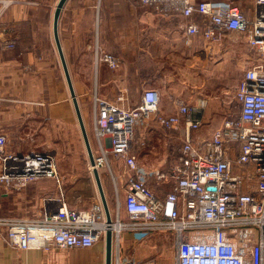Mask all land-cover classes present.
Listing matches in <instances>:
<instances>
[{
	"label": "built area",
	"instance_id": "obj_1",
	"mask_svg": "<svg viewBox=\"0 0 264 264\" xmlns=\"http://www.w3.org/2000/svg\"><path fill=\"white\" fill-rule=\"evenodd\" d=\"M140 5L163 16L184 21L186 42L199 37L210 48L226 33L243 36L255 50L252 65L237 84L234 100L239 112L225 118L209 138L195 142L201 109L181 100L172 101L173 113L160 115V94L143 90L131 109L94 96V132L99 150L88 171L111 167L119 169L124 194L122 210L129 222L114 229L116 245L124 231L142 237L165 235L175 245L173 264H264V0H254L251 16L226 0H139ZM3 47L14 43L4 39ZM96 61L115 71L120 61L99 54ZM155 118L168 132L184 131L176 161L167 168L142 165L134 154L137 125ZM6 138L0 134V186L17 192L39 180H52L54 189L44 193L41 217L17 219L0 217L7 243L17 250L50 252L84 251L104 238L107 224L102 206L92 207L89 220L69 207L51 151L21 154L6 151ZM111 160V161H110ZM159 193H162L161 195ZM116 200V203L118 201ZM114 222V221H112ZM115 264H137L117 250Z\"/></svg>",
	"mask_w": 264,
	"mask_h": 264
},
{
	"label": "crops",
	"instance_id": "obj_2",
	"mask_svg": "<svg viewBox=\"0 0 264 264\" xmlns=\"http://www.w3.org/2000/svg\"><path fill=\"white\" fill-rule=\"evenodd\" d=\"M4 1L6 0H0V21L5 19L6 25L9 27L5 30L0 29V134L6 138V151L21 154L47 148L51 146L50 143H65L68 135L67 128L71 127L72 122V103H69V91L67 93V82L55 45L53 27H14L25 20L26 16L23 13V7H13L11 10L3 11L1 4ZM17 1L18 3H23L22 1ZM200 1L203 0H192L194 3ZM226 1L239 7L247 17L251 16L254 0ZM65 10L67 16L72 19L70 21L71 36L69 40L67 39V42L63 41L61 30L58 27L57 35L59 36L58 40L76 100L81 95H84L86 88L83 90V83L92 85L93 92L98 97H108L111 102H116V97L122 94L126 99H130L133 102V104H125L127 108L128 106L133 108L139 102L140 96L147 86L156 89L159 94L163 91L165 94H171V92L182 94L186 88L193 85L191 84L193 81L191 76L193 74L191 75L190 70L186 72L183 70L182 72L185 73L186 79L177 80L176 82L168 74L165 75L168 78L159 81L162 82V86H156L155 77L170 71L171 75L177 78V74L172 69H177L179 59H183L184 56L186 64H192L196 55L206 58V54L199 44L202 43L199 37L192 38L189 43L186 42L183 19L158 14L152 9L141 6L139 0H77L73 7ZM80 23L86 24V27L82 30H80ZM92 34L93 37L95 36L94 43L99 45V48H103L119 59L120 67L117 70L112 71L106 65L98 67L95 64V55L90 51L88 42ZM224 38H226V35L223 36ZM4 39L15 40L14 47L5 49L2 42ZM244 44L249 48L246 43ZM54 47L57 51L62 73L57 64ZM84 55L89 58V63L87 64L89 71L85 76H82L77 69L81 67V60ZM199 65L201 69L206 68L205 62H201ZM191 67L187 66V68ZM55 72L56 78L53 80L52 74ZM195 81L197 80H194V83ZM195 86L199 90L204 89L206 82L202 80L199 85ZM165 87L166 89H164ZM135 93L138 94L137 99L133 100L132 94ZM197 96L196 94L189 100L191 104L197 103L195 107L200 106L201 102L203 103L202 99H206L205 95H199L203 98ZM205 99L204 107L200 110L202 125L198 131L191 133L192 140L195 142L206 140L222 124V121L212 123L208 117L206 118ZM172 113L173 106L171 101L166 105L160 104V115H171ZM170 133V135H166V139L163 141L165 145H169L174 138L179 140L184 131L182 129L180 132ZM206 133L209 135L206 136ZM95 144V154H97L99 145L96 136ZM143 148L144 145L137 146V149L134 148V154L138 161L141 164L156 161L155 159L158 155L149 149L145 150L149 156L144 159L142 155H144L145 151H141ZM95 154L93 153V158ZM167 158L168 156L165 154L162 159ZM76 163L75 158L64 155L63 161L62 159L58 160L57 170L60 173L59 175L62 176L64 173H68L69 167L75 166ZM79 163L81 164V160ZM88 164L90 162L87 155L84 166L88 167ZM112 166L116 167L111 161V170L109 169L108 171L113 182H115L116 179L118 180V174L115 175L113 173ZM97 172L102 187L103 183L100 176L103 170L99 169ZM91 175L90 177L84 172L83 176L80 177L79 173H75L70 180V184L63 189L69 207L78 211L85 220H89L91 215L93 216L92 207L96 204L102 206L105 218L93 173ZM36 182L17 192L4 191L0 186V217L26 220L41 217L44 205L42 184H34ZM121 182L120 187L122 186ZM82 183L84 184L82 185ZM102 192L111 221H116L117 219L121 222L128 221L124 211L123 214L127 219L124 216L121 217L120 214H115L113 219L114 207L115 204H118L115 201L116 189L112 191L108 187H103ZM159 194L161 195L162 193ZM123 196L124 194L119 195L121 208ZM118 226L119 224H117ZM124 232L126 233L122 232L119 237V248L115 245V250H119L122 257H126L129 261L143 264L140 262L143 255L147 258V249L144 245L136 251L138 246L135 248V245L141 244L143 240L147 241L151 236L142 237L131 232ZM114 239V232H112V245ZM163 239L165 238L163 237ZM131 240L133 241L132 248L135 249L133 254H131L132 252L129 251L130 248L128 247ZM101 242L104 244L102 257L105 264V235ZM60 251L62 250L43 252L40 250L14 249L7 243L4 230L0 229V264H53L52 259ZM63 252L71 253L77 259L82 255L77 254L78 251ZM78 261L77 264H97L99 262H96L95 259L91 260V263L90 261L85 263V261L82 262L80 257Z\"/></svg>",
	"mask_w": 264,
	"mask_h": 264
},
{
	"label": "rangeland",
	"instance_id": "obj_3",
	"mask_svg": "<svg viewBox=\"0 0 264 264\" xmlns=\"http://www.w3.org/2000/svg\"><path fill=\"white\" fill-rule=\"evenodd\" d=\"M23 3H18L17 0H6L4 1L1 6L3 7V11L11 10L13 7L22 8L25 17V20L22 22H19L17 26L14 27H35V28H45L49 27L52 28V19H53V12L54 8L57 4L58 0H19ZM77 0H68L66 5L64 6L63 10L61 11V14L64 13L60 19L58 20V29L61 30L63 41L67 42V39H70V28H71V20L67 16V12L65 9L69 7H73ZM6 20L3 19L0 21V29L5 30L7 29ZM84 27H86V24L80 23V30H82ZM96 28V26H95ZM68 30V31H67ZM67 31V32H66ZM226 38L222 39L220 43L212 45L210 48L204 47L203 43H199L200 46H202V50L206 54V58L204 56H197L194 58V62L187 63L186 64V58L184 56L183 59H179V64L177 66V69H172V71L177 74V78L174 75H171L170 71L168 73L157 75L155 77L156 80V86H162L163 79H167L168 77H165V75L168 74L171 78L174 79V82L177 80H185L186 75L182 71L190 70L192 83L190 87L186 88L184 93H172L171 94H165L164 91L160 94V104H167L172 102L173 100L179 99L185 104H190L192 107L197 106L196 104L189 103V100H191L194 95H198L197 97H202L199 95H205L206 96V118L208 117L212 123H218L219 121H224L225 118H234L237 116L239 112V105L234 100V94L237 87V84L244 76L245 71L247 68H249L252 65V61L255 58V50L249 49L245 46V41L243 36L235 34V33H226ZM59 38V36H58ZM91 39L88 41L90 45V51L93 52L95 55L94 61L95 64L98 65H106L104 63H98L96 61V51L95 49H100L103 54H110L103 48H99L95 42V36L90 37ZM10 42L16 43L15 40H12ZM243 45V46H241ZM247 45V44H246ZM248 46V45H247ZM249 47V46H248ZM204 48V49H203ZM202 51V52H203ZM54 54L56 56L57 64L59 67V70L62 73L61 65L57 56V51L54 47ZM112 55V53L110 54ZM46 56V54H45ZM206 59V60H205ZM185 61V62H184ZM205 62L206 68L201 69L199 66V63ZM89 63V58L85 55L82 57L81 60V67L78 70L79 73L82 74V76H85L89 68L87 67V64ZM107 66V65H106ZM187 66H192L191 68H187ZM176 67V66H175ZM58 70V69H57ZM178 71V72H177ZM52 74V79L54 80L56 76ZM58 76V74H57ZM81 78V77H79ZM194 80L195 81L194 83ZM206 82V87L199 90L197 86L201 81ZM195 84V85H194ZM73 86V85H72ZM84 95H81L78 100V106L80 109V113L82 116V120L84 123L86 135L88 138L89 146L91 153L95 154L96 150V144H95V132H94V104H93V98L94 96H97L95 92H93L92 85L88 83L82 84ZM160 88V87H159ZM197 88V89H196ZM146 89H154L149 88V86L146 87ZM166 89V87L164 88ZM74 90V89H73ZM156 90V89H155ZM87 91V92H86ZM68 93V89H67ZM137 93L132 94V99H137ZM76 96V95H75ZM119 96V95H118ZM117 96V97H118ZM173 96V97H172ZM69 97V103L71 104V97L68 93ZM117 97L116 102H111V100L104 97H101L102 99H106L108 102L111 103H117ZM100 98V97H99ZM171 98V100H170ZM203 98V97H202ZM204 99L203 102H204ZM201 100V101H202ZM200 101V100H199ZM198 102V101H197ZM133 104L130 99H126L124 104H119L120 106L131 109L132 106L126 107L125 104ZM194 103V102H193ZM160 107V106H159ZM72 122L71 127H68V135L65 143L61 144H54L50 143L51 146L45 147L44 149H41L39 151H51L54 154V158L56 160V165L58 166V160L62 159L64 155L72 156L76 159L77 163L75 166H70L68 173H64L62 176H60L62 187L64 189L65 186L70 184V180L75 173H79V176H83L84 172H86V175L92 176L91 173L86 171L87 166H84L86 164L87 159V152L86 148L84 146V142L81 138L79 126L77 123V119L75 117L73 104H72ZM210 125V124H209ZM212 125V124H211ZM209 127V126H207ZM206 127V128H207ZM208 129V128H207ZM206 129V130H207ZM171 133L165 130H162L156 123L155 118H150L147 122H143L142 124H139L135 128L134 132V139H133V145L134 148L137 149V146H143L144 148L141 149V151H145L146 149L153 150L157 156L155 159L156 161H149L150 163H143L147 167L152 168H167L169 167L172 162H174L175 159L178 157L179 149L181 146V138L178 140L177 138H174L171 140L172 142L169 145H165L163 141L166 139V135H170ZM209 134L206 133V136ZM177 137V136H176ZM94 150V152H93ZM168 156L167 159L164 158V155ZM96 156V154H95ZM144 159L148 158L149 154L144 153L142 155ZM139 157V156H138ZM81 160V164L79 161ZM142 164V165H143ZM85 170V171H84ZM100 170H103L101 173L100 179H102V189L104 188H110V190L115 191L117 187L120 186V179H116L115 182H113L110 172L108 171L109 168H102ZM111 170V167H110ZM113 173L115 175L119 174L120 171L117 167L112 166ZM89 173V174H88ZM60 174V173H59ZM103 176V177H102ZM111 179V180H110ZM42 184V193H50L54 189V182L52 180H39L34 184ZM84 183H82L83 185ZM36 186V185H35ZM38 186V185H37ZM38 190V189H37ZM115 193V192H114ZM117 200V196L115 198V201ZM118 204H115V210L113 211V219L115 218V214H120L121 217H125L123 214V210L121 208V199L119 198ZM127 219V217H125ZM129 220V219H128ZM117 221V220H116ZM114 221V222H116ZM129 222V221H126ZM125 223V222H124ZM126 233V232H123ZM122 234V233H121ZM120 234V235H121ZM165 235H153L148 239L147 241L141 242V244L135 245V248L137 247L136 251L139 250V247L144 246L146 247V256L143 255L142 260L140 263L143 264H172L175 259V245L173 244L172 240L166 239L164 237ZM162 237V238H161ZM163 237L166 239H163ZM102 241V240H101ZM98 242L95 244V246L89 250L84 251H78L77 254L80 255V259L82 262L85 261V263L91 260H95L96 262L99 261L97 264H104L103 263V257H102V250H103V242ZM130 242V243H129ZM129 251H131L133 254L135 249H133V241H129ZM116 243H113L112 247V264L116 263L115 253L117 252L115 250ZM125 245V244H124ZM125 248V247H124ZM145 253V252H144ZM78 257V259H79ZM77 257H75L73 254L65 253L62 251L58 252L56 256H54L53 264H77L79 262ZM95 262V261H94ZM87 264V263H86Z\"/></svg>",
	"mask_w": 264,
	"mask_h": 264
},
{
	"label": "water",
	"instance_id": "obj_4",
	"mask_svg": "<svg viewBox=\"0 0 264 264\" xmlns=\"http://www.w3.org/2000/svg\"><path fill=\"white\" fill-rule=\"evenodd\" d=\"M66 1L67 0H58L57 4L55 6L54 13H53V23H52L53 37L55 40V45H56V48H57V51L59 54V58L61 61V65H62V69H63L64 75H65V79L67 82V87H68V91H69L71 101L73 104V108L75 111L76 119H77V122H78V125L80 128V132H81V135H82V138L84 141L86 151H87L88 159H89L90 165L93 166L94 165L93 157H92V153L90 150L88 138L86 135L84 123H83L82 116L80 113V109H79V106H78V103L76 100V96H75V93H74V90L72 87V83L70 81L69 73H68V70H67V67L65 64L64 56L62 54V50H61L60 43L58 40V35H57L58 20H59L61 11H62ZM93 177L95 179L96 186H97V189H98L101 201H102L103 209L105 212L106 223L110 225L112 223V221H111V218H110L108 210H107L106 202H105L104 195L102 192V187H101L100 180L98 177V172L96 170L93 171ZM111 252H112V231H111V229H107L106 233H105V264H111Z\"/></svg>",
	"mask_w": 264,
	"mask_h": 264
},
{
	"label": "bare ground",
	"instance_id": "obj_5",
	"mask_svg": "<svg viewBox=\"0 0 264 264\" xmlns=\"http://www.w3.org/2000/svg\"><path fill=\"white\" fill-rule=\"evenodd\" d=\"M94 170L98 171L97 168H94L93 171H94ZM92 173H93V172H92ZM111 224H114V225H113L114 227H110V228H108V229H111L112 232H114V229H116L117 232H119V230H120V225L117 227V224H118V223H116V222H112ZM111 224H110V225H111Z\"/></svg>",
	"mask_w": 264,
	"mask_h": 264
}]
</instances>
